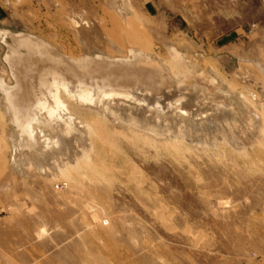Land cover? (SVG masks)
Here are the masks:
<instances>
[{
  "label": "rangeland",
  "instance_id": "374dc122",
  "mask_svg": "<svg viewBox=\"0 0 264 264\" xmlns=\"http://www.w3.org/2000/svg\"><path fill=\"white\" fill-rule=\"evenodd\" d=\"M19 35L77 61L145 52L199 79L210 100L171 85L142 93L179 95L185 109H134V123L114 114L125 103L94 110L106 136L87 130L61 158L40 130L38 147L17 148L0 90V264H264V0H0V83L11 88ZM17 51L28 71L50 55Z\"/></svg>",
  "mask_w": 264,
  "mask_h": 264
},
{
  "label": "bare ground",
  "instance_id": "6f19581e",
  "mask_svg": "<svg viewBox=\"0 0 264 264\" xmlns=\"http://www.w3.org/2000/svg\"><path fill=\"white\" fill-rule=\"evenodd\" d=\"M123 12L122 15L125 16L126 13ZM19 36L17 37L19 38ZM27 38L29 37L27 36ZM31 38L25 40L21 36L20 39H16L17 42L13 39L17 47L11 48L13 55L10 61L13 71L17 69L14 71L16 86L11 88L4 83H0V90L4 94L5 104L9 108L12 121L21 135L20 140L17 141V148H20L21 151L38 147V130L49 142L57 146V152L62 156L61 158H63L62 153H64L62 148H70L74 145L72 143L77 142L79 139L84 140L87 130L92 132V138L101 141L106 136V131L104 126L101 123L99 124L100 120L97 121L94 118L92 112L95 110L96 112L110 114L115 109L113 105L117 102L127 104L130 111L125 114L120 113V111L114 114L122 115L123 118L128 117L133 123L137 121L132 119L134 109H142L141 112L156 111L160 114L170 112L173 108L185 109V98L179 95L176 99L173 98L174 100L168 98L171 102L165 103L161 101L162 99L153 102L151 98L142 92L155 93L157 91L158 93L172 85L175 90L182 88L181 93H184L186 97H197L199 105L204 102V99L210 100V92L198 81L199 79H186L185 75L174 69L171 64L166 65L159 58H152L145 52L131 51L133 59H135V62L131 63L112 62L100 58L77 61L70 57L54 56L56 54L53 50L51 51V49L44 47V44L42 45L40 41L35 42L38 40L33 41ZM18 46L19 48L26 47L29 52L43 49L45 50L44 56L48 53H46L48 49L50 55L48 58L45 57L44 60H41L42 62L39 61L40 57L32 60L37 68L33 66L28 71L26 69L28 66L24 67L23 62L26 59L17 51ZM177 58L180 57L176 55L173 60L176 61ZM150 59L153 62L149 61ZM149 65L151 66L149 67ZM20 68L25 70L22 71ZM258 68L261 72H264L262 63H258ZM33 78L37 80L35 79V82L30 81ZM96 80L99 81L98 84L95 82ZM78 103L88 105L89 109L76 107ZM118 106L120 105L118 104ZM197 112L191 114L192 118L201 119L207 116L206 112L204 114H198ZM44 127H51L56 136L52 138L45 135ZM61 134H63L66 141V144L61 141L63 143L62 147V143L58 138Z\"/></svg>",
  "mask_w": 264,
  "mask_h": 264
}]
</instances>
